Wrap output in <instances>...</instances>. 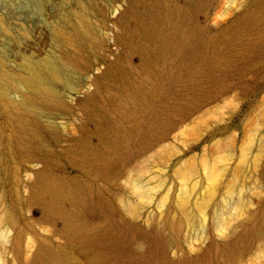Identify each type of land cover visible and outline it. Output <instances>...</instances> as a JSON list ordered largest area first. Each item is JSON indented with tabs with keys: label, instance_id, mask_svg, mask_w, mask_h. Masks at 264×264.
Masks as SVG:
<instances>
[{
	"label": "rangeland",
	"instance_id": "rangeland-1",
	"mask_svg": "<svg viewBox=\"0 0 264 264\" xmlns=\"http://www.w3.org/2000/svg\"><path fill=\"white\" fill-rule=\"evenodd\" d=\"M263 27L264 0H0V264H264Z\"/></svg>",
	"mask_w": 264,
	"mask_h": 264
},
{
	"label": "bare ground",
	"instance_id": "bare-ground-1",
	"mask_svg": "<svg viewBox=\"0 0 264 264\" xmlns=\"http://www.w3.org/2000/svg\"><path fill=\"white\" fill-rule=\"evenodd\" d=\"M89 14H90V11H89ZM92 16V15H91ZM94 18V17H93ZM84 19V18H83ZM90 19H91V17H90ZM248 19V18H247ZM91 20H93V19H91ZM86 21V20H85ZM85 23V22H84ZM248 23V22H247ZM82 24V23H81ZM94 24V23H93ZM257 24H259L260 25V23H257ZM256 24H254V27H256L255 26ZM258 25V26H259ZM59 26V25H58ZM89 27V26H88ZM262 27V26H261ZM80 28V27H79ZM248 28V27H247ZM258 28V27H257ZM257 28H253V26H252V30L253 29H257ZM80 29H82V28H80ZM90 28H88V30H89ZM263 30L260 32V33H262V32H264V27L262 28ZM83 30V29H82ZM259 30V29H258ZM88 33V32H87ZM259 33V34H260ZM247 34H249V33H247ZM250 34H251V32H250ZM241 35H243V34H241ZM81 35H80V30H78V28L77 29H73V30H69V28H68V30L66 29V28H61V27H57V26H55V37H56V39L60 42V44L62 45L63 43H67L69 40H70V38L72 37V38H74V39H79V38H82V37H80ZM83 36V35H82ZM260 36V35H259ZM238 38V37H237ZM236 38V39H237ZM255 37L253 36V34H252V36H250L248 39H247V41L246 42H243V43H247L245 46H242L241 47V45L239 46V47H228L227 48V53L229 52V53H234V54H236L237 55V57H239V56H241V57H245V55L247 54L246 52H249V51H251V50H255V49H257V48H259L261 45H262V42L261 41H259V38H258V40H255L254 39ZM243 39V38H242ZM241 39V40H242ZM239 40H240V38H239ZM230 41V40H229ZM232 41V40H231ZM243 41H244V39H243ZM70 42V41H69ZM86 42H88V41H86ZM230 43V42H229ZM228 43V44H229ZM231 44V43H230ZM234 44H236V43H234ZM225 45V44H224ZM77 46V45H76ZM62 48H63V46H61ZM213 49H215V48H213ZM70 50V49H69ZM222 50V49H221ZM219 51V50H218ZM226 51V50H225ZM71 52V51H70ZM225 53V52H224ZM213 54V53H212ZM231 54V55H232ZM62 57H63V61H65V59H66V57H70V53H66L64 50H62ZM213 56V55H212ZM52 67V70L50 71V74L52 73H54V75L53 76H57L58 75V69H57V67H56V65H52L51 66ZM32 69L35 71V73H37L38 74V76L39 77H41V78H43V76L45 75V76H49L48 74V69H46V68H43V67H41V66H33L32 67ZM1 75H2V73H1ZM4 77V76H3ZM10 77V76H9ZM30 79V78H29ZM32 79V78H31ZM44 79V78H43ZM56 80V79H55ZM38 83V82H37ZM52 97V96H51ZM157 155H158V153H157ZM152 156V155H151ZM218 156V155H217ZM149 159H151V157L149 158ZM216 160H219V159H216ZM149 160H147V161H142V162H140V166L138 167V168H136L135 169V171L136 172H142V170H143V167H144V165L148 162ZM204 164H205V162H204ZM203 164V165H204ZM207 164V163H206ZM206 164H205V166H206ZM219 164V163H218ZM148 165H150V164H148ZM216 165V164H215ZM257 165V164H256ZM147 166V165H146ZM220 166V165H219ZM261 169H262V166H261ZM184 173V172H183ZM204 173V172H203ZM206 176L208 177V184H210L211 185V187H210V189L208 190V191H211L212 193H213V191H214V188H215V186H214V184L217 182V180H218V175L216 174V172H213L212 170H209L208 172H207V174H206ZM224 176V175H223ZM207 177H205L206 179H207ZM220 179V178H219ZM127 180V179H126ZM210 182V183H209ZM132 185L134 184L133 182L131 183ZM130 184V185H131ZM127 186H128V184H126ZM217 185V184H216ZM135 186V185H134ZM139 186V185H138ZM131 187H133V186H131ZM216 187H218V186H216ZM136 188H140V187H136ZM208 196V195H207ZM206 196V197H207ZM209 197H211V195L209 196ZM208 197V198H209ZM184 197H182L181 198V200H184V201H181V212L183 213H181L183 216L184 215H187V209H186V201H185V198L183 199ZM207 198V199H208ZM202 201H203V199H202ZM201 201V202H202ZM204 203H202V205H203ZM199 208H201V206L199 207ZM180 211V210H179ZM131 212L132 213H134V208H131ZM188 218V217H187ZM172 220H174V219H172ZM178 220V219H177ZM183 221V220H182ZM170 226V225H169ZM199 256V255H198ZM200 256H202V255H200ZM206 256V255H205ZM207 257V256H206ZM202 259V258H201ZM207 262V261H206ZM192 264H201V261H200V258H198V259H196V261L195 262H193Z\"/></svg>",
	"mask_w": 264,
	"mask_h": 264
},
{
	"label": "water",
	"instance_id": "water-1",
	"mask_svg": "<svg viewBox=\"0 0 264 264\" xmlns=\"http://www.w3.org/2000/svg\"><path fill=\"white\" fill-rule=\"evenodd\" d=\"M129 9H131V3H129V5H128L127 7H125V9H123L122 11H120V12L116 15V17H115L114 19L111 20V23L114 24V25H119V24H121V23L124 21L125 17L127 16V12L129 11ZM116 40H117V43L123 47L122 41H121V39H120L119 36L116 37ZM114 57H121V53H120V54H117V55H114ZM95 85H96V84H95ZM96 87H97V85H96ZM85 95H86V97H85V99H83V100H86L88 97H90V96L92 95V93H90V92H86ZM80 99H81V98H80ZM255 212H256V211H254L253 213H255ZM253 213H252V214H253ZM198 258H199V256H197V255H196V256H193V257L185 256V257L182 259L183 261H181V262L178 263V264H192V263H193L194 261H196V259H198Z\"/></svg>",
	"mask_w": 264,
	"mask_h": 264
}]
</instances>
